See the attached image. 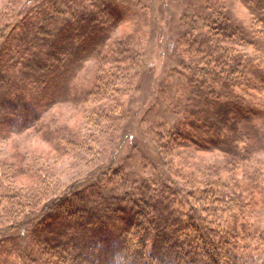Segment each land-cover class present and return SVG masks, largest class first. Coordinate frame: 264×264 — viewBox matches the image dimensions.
<instances>
[{
	"label": "trees",
	"instance_id": "obj_1",
	"mask_svg": "<svg viewBox=\"0 0 264 264\" xmlns=\"http://www.w3.org/2000/svg\"><path fill=\"white\" fill-rule=\"evenodd\" d=\"M194 1V5L185 2L188 12L180 19V69L174 71L180 75L177 83L186 86L185 100L177 99L171 108L174 123H160L154 133V150L164 175L140 178L131 191L123 170L116 180L108 181L112 164L99 166L94 179L52 199L29 220L17 222V233H1L0 264L264 260V240L259 238L262 243L255 246V255L248 253L244 246L250 244L249 237L237 233L234 226L237 217L244 227L252 223L260 205L253 194L264 183V162L255 160L258 164L248 169L249 160L240 156L242 151L251 157L264 151V0ZM238 2L250 13L248 22L235 13ZM26 3L0 17L2 140L42 121L45 110L56 102L59 86L69 89L89 58L101 59L127 16H146L147 10L139 0ZM108 87L107 81H98L95 90L87 89L85 95L94 96L97 89L100 93ZM60 133L72 136L65 127H56L51 134ZM200 152L222 153L227 159L221 160L251 170L244 178L248 182L229 186V178L224 181L213 168L174 165L171 158ZM173 166L197 168L199 175L184 170L173 174ZM234 211L227 221L225 216Z\"/></svg>",
	"mask_w": 264,
	"mask_h": 264
},
{
	"label": "rangeland",
	"instance_id": "obj_2",
	"mask_svg": "<svg viewBox=\"0 0 264 264\" xmlns=\"http://www.w3.org/2000/svg\"><path fill=\"white\" fill-rule=\"evenodd\" d=\"M186 1L195 3L139 0L147 5L146 16H127L105 45L101 59L89 58L70 81L69 89L59 86L56 102L45 110L42 121L23 134L0 138V234L17 233V222L29 220L52 199L94 179L99 166L112 164L106 174L108 181L116 180L115 175L123 170L131 191L140 178L151 179L158 172L164 175L154 150V133L158 124L174 123L171 108L178 104L177 99L185 100L186 86L177 83L180 75L174 71L180 69L177 42L181 16L188 10ZM25 4L26 0H0V17L19 11ZM236 4L235 13L248 22L249 11L240 2ZM98 81H107L108 89L85 95L87 89L95 90ZM56 127H65L72 136H54L51 133ZM240 153L249 160L248 169L264 162V151L252 157ZM221 157L227 159L222 153L200 152L193 157L172 156L171 160L174 165L184 162L205 170L213 168L224 181L229 178V186L248 182L244 178L251 170L234 167ZM173 167V174L184 170L199 175L197 168ZM261 186L263 189L253 194L260 205L252 214V223L244 227L237 217L234 225L237 233L249 237L250 244L244 246L248 253H254L255 246L262 243L259 238L264 240L260 235L264 233V183ZM235 213L227 214V221ZM259 259L253 264H264ZM247 260L248 255L243 257Z\"/></svg>",
	"mask_w": 264,
	"mask_h": 264
}]
</instances>
